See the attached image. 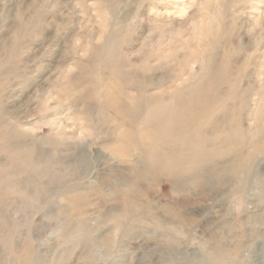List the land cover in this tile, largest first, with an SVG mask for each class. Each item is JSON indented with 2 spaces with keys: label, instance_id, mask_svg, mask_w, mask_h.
<instances>
[{
  "label": "rangeland",
  "instance_id": "1",
  "mask_svg": "<svg viewBox=\"0 0 264 264\" xmlns=\"http://www.w3.org/2000/svg\"><path fill=\"white\" fill-rule=\"evenodd\" d=\"M263 11L0 0V264H264ZM122 71L182 94L143 159L109 106Z\"/></svg>",
  "mask_w": 264,
  "mask_h": 264
},
{
  "label": "bare ground",
  "instance_id": "2",
  "mask_svg": "<svg viewBox=\"0 0 264 264\" xmlns=\"http://www.w3.org/2000/svg\"><path fill=\"white\" fill-rule=\"evenodd\" d=\"M117 50H118L117 43L115 40H113L111 44L108 46L107 57L111 58L112 56H115V54L117 53ZM146 59L148 60L149 57L147 56ZM106 62L107 61H104V64ZM151 64L152 62L149 61L147 68L148 70L152 69L153 71L155 68L153 67L154 65H151ZM211 69L212 68H210V70H208V72L206 73L209 79L219 78L221 74H223L222 69H220L217 72L212 71ZM120 74H121V77H120V80L118 81V84H116V86L118 88L117 90L121 91V96L118 95V99H116L115 97L112 98L111 96H109V98L111 99L109 102V106L113 107L116 110V112L119 115V119L123 121L124 124L129 125L131 130L128 131L127 138L130 142L132 141V134H134L135 132H137L138 135H140L145 140V142L143 139L141 140V144L139 147L140 158L143 159V157L145 156L146 150L149 148L150 149L155 148L156 145L161 140V135L164 130L162 129L157 130V124L159 125L168 124L170 119L174 118L172 108H174V106H177L176 101L180 99L182 94L181 93L179 94L177 93L176 95L172 94L167 102H164L162 100L163 96H155V97L147 98L148 100L147 99L144 100L143 95L140 93L136 95H129L127 93L125 82H124L125 71L120 72ZM184 94H185L184 97L189 96L187 91H185ZM202 101H204L203 98H202ZM145 113L147 114L144 116ZM153 127L156 129H153ZM185 128L186 127L183 126L181 127L179 131L175 130L174 132H176L177 136L181 138L187 131V129ZM147 138H148V141L146 142ZM161 142H163V140ZM129 150L132 151L131 149ZM127 153L128 152H126V154ZM183 160H184L183 157L178 158V161L180 162H183Z\"/></svg>",
  "mask_w": 264,
  "mask_h": 264
}]
</instances>
